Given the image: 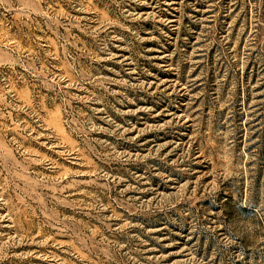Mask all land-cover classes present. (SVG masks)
Here are the masks:
<instances>
[{
    "label": "rangeland",
    "instance_id": "rangeland-1",
    "mask_svg": "<svg viewBox=\"0 0 264 264\" xmlns=\"http://www.w3.org/2000/svg\"><path fill=\"white\" fill-rule=\"evenodd\" d=\"M0 264H264V0H0Z\"/></svg>",
    "mask_w": 264,
    "mask_h": 264
}]
</instances>
